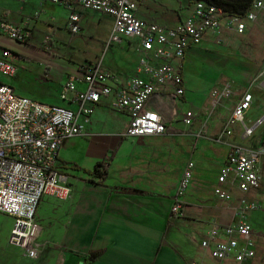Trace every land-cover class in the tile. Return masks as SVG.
Wrapping results in <instances>:
<instances>
[{
    "label": "crops",
    "instance_id": "1",
    "mask_svg": "<svg viewBox=\"0 0 264 264\" xmlns=\"http://www.w3.org/2000/svg\"><path fill=\"white\" fill-rule=\"evenodd\" d=\"M194 3L191 0H151L141 3L136 15L145 21L173 26L191 13ZM0 11L6 21L17 26L23 25L27 17L38 14L39 17L31 29L30 39L23 43L31 41L38 43L39 47L48 53L51 52V47H58L59 42L55 36H51V41L48 42L49 35L45 33L46 28L53 29L52 35H56L60 28L71 33L68 29L71 9L50 1L0 0ZM112 21L114 19L111 15L83 12L79 21L81 30L71 34L73 37L86 38H96L97 35L104 45L112 32ZM263 21L261 19L247 24L257 23L264 26ZM105 24L108 28L104 27ZM101 33L103 34L100 36ZM205 35L217 42L216 35L212 32L208 31ZM205 35L199 43L188 48L183 59L174 61L176 68L184 77L185 94L177 95L173 86L166 84L148 100V107L158 111L166 123L167 130L163 135L126 137L124 132L128 128L130 117L124 112L125 124L118 128L109 124L108 131L112 133L111 142L97 156L90 139L92 136L89 134L90 129L93 128L91 126L93 114L88 123L83 117L79 118L86 135L66 138L59 149L58 166L69 174L71 196L66 200L42 197L37 206L40 234L35 240L40 258L34 260L23 254L28 264H192L193 262L238 264L233 256L226 260H218L208 249H204L201 243L216 225L224 227L236 220L235 208L239 200L245 197L236 187L229 188V183L224 184L223 188L232 190L234 196L232 202L222 201L216 195V188L220 185L219 177L227 162L229 144L259 146L264 141V127L261 128L264 122L249 137H244V127L239 125L231 137L218 140L219 133L236 106L233 100L239 95L240 88L245 86L239 85L238 82L226 84L231 85L234 94L230 102H227L230 99L227 98L220 104L221 108L228 109L227 115L220 113L219 106L214 112H210V105L207 103L209 91L217 83L195 82L197 87L194 94L201 96V103L195 108L188 103L191 87L188 83L190 79L192 81L197 78V73L188 75L184 67L187 59L195 61L200 57L199 52L194 53L193 47L199 49L200 45L208 46ZM34 39L36 41H33ZM11 40L0 32V48H8L16 52L11 47ZM108 49H111L113 54L108 55V52L102 58L97 56V60L75 66L59 65L55 60L38 62L47 78H51L57 86V91L51 96L31 98L28 94L23 95L22 92L19 94L15 89L14 77L5 76L3 82L11 84L18 95L78 111L77 104L63 100L61 97L62 86L75 76L78 78L79 89H85L82 79L86 70L102 59L103 65L112 70L120 84L136 76L149 79L141 70V59L143 56L151 57V54L142 50L138 39L125 38L122 42L109 46ZM234 52L236 51L228 48L221 53L230 60L237 59L240 64L246 62ZM16 54L25 57L24 54L18 52ZM203 59L205 60L206 57ZM154 63L158 65L163 61L157 59ZM210 63L211 60L208 61V64ZM251 64L250 62L249 65ZM218 71L220 74L218 80L231 79V76L226 75L224 68H219ZM238 72L244 77L247 76L242 71L238 70ZM258 77L250 85H246L243 93L238 96L240 101L247 91L252 92L254 101L251 109L260 101L254 91L264 94V86L258 81ZM114 96V93L103 96L95 111L98 107L110 108V112L115 111ZM178 100L185 104L184 107L177 108ZM187 104L190 108L186 107ZM189 110L195 113L191 124L184 121ZM247 117L246 125L252 126L264 117V113H258L248 122ZM110 152H113L114 157L108 167V175L104 183L99 184L97 182L100 179L88 171H94L96 165ZM190 162H194V169L192 179L182 198L183 211L180 215L173 216L171 210L179 182L186 164ZM75 165L80 170L74 169ZM262 167L264 170V161ZM131 189H138L144 193L125 192ZM246 197L258 202L261 207L249 213L257 244L256 256L243 264H264V229L257 231L259 222L255 221L256 216H264V188L251 191ZM18 249L24 252L22 248ZM94 252H100V255L94 261L86 263V257Z\"/></svg>",
    "mask_w": 264,
    "mask_h": 264
},
{
    "label": "built area",
    "instance_id": "2",
    "mask_svg": "<svg viewBox=\"0 0 264 264\" xmlns=\"http://www.w3.org/2000/svg\"><path fill=\"white\" fill-rule=\"evenodd\" d=\"M43 1L71 9L68 24L71 33L81 30L79 21L83 12L111 15L114 27L107 47L125 38L138 39L142 50L150 53L151 57L143 56L141 59V70L149 79L136 76L120 84L112 70L103 65L102 59L86 70L82 79L85 89H79L75 76L66 81L61 97L77 104L78 111L18 95L11 84L0 83V213L15 218L9 237L10 245L22 248L25 256L34 260L40 254L35 240L40 234L36 212L42 197L66 200L71 196L69 174L58 166L59 149L66 138L86 135L79 118L83 117L88 123L101 98L114 93L113 107L130 117L124 132L126 137L163 135L167 130L166 123L158 111L148 107V100L166 84H171L177 95L185 94V80L174 61L183 59L188 48L199 43L208 31L216 35L217 42H223L222 20H226L229 30L241 35L247 31V22L264 20V0H254L245 18L225 17L222 8L207 1H196L191 13L173 26L138 18V6L151 0ZM38 17V14L27 17L23 25L17 26L6 21L0 13V32L17 42H27ZM47 40L50 42L51 38L47 36ZM11 56L10 49L0 48V73L9 78L16 77L19 72ZM157 59L163 63L155 64ZM258 81L264 86V69ZM232 93L231 85L222 86L215 92L219 100L229 98ZM253 101L252 92L247 91L224 124L219 141L231 137L239 125L244 127V137H249L263 124L264 117L255 125H246ZM194 115L193 111H187L185 123L191 124ZM229 145L216 195L222 201L232 202V190L223 188L224 184L229 183V188L236 187L245 197L239 200L235 208L236 220L224 227L216 225L201 245L218 260L233 256L236 263L243 264L256 256L257 244L249 213L261 206L246 195L264 188V142L256 147L237 143ZM193 163H187L184 168L171 210L173 216L183 211L182 198L193 176Z\"/></svg>",
    "mask_w": 264,
    "mask_h": 264
},
{
    "label": "rangeland",
    "instance_id": "3",
    "mask_svg": "<svg viewBox=\"0 0 264 264\" xmlns=\"http://www.w3.org/2000/svg\"><path fill=\"white\" fill-rule=\"evenodd\" d=\"M111 26L112 28L114 27V21H112ZM221 26V37L223 42H216L212 37L205 35V38L208 40V46L200 45L199 49L193 47L194 53L197 54L199 52L200 57L195 61L187 59L184 69L185 73L188 75L197 73V78L194 80L192 79V81L190 79L188 83V85L191 86L187 99L188 103L191 104L193 108L200 106L202 98L198 94H194L197 87V83L195 82L217 83L209 91V100H207V103L210 105V112H214L219 106L220 113L222 115H227L229 113L228 109H223L221 108L222 105H220L224 102V100H219L215 92L218 88L225 86L226 84L238 82L239 85H245L240 88V93L238 95L240 97L246 85H250V83L258 77L259 73L262 72L264 69V26L257 23H248L246 25L248 30L244 35L229 30L227 28L226 20H222ZM104 27L108 28L107 24H105ZM46 29L47 30L45 31L47 32L45 33H47L49 37L55 36L56 40L59 42L58 47H51L50 53L40 48L38 43L36 44L32 41L29 43H20L16 40H11V47L15 49L16 52L25 55V57H23L16 54V52H12L11 56L12 62L19 70L18 75L13 78L15 89L19 94L22 92L24 93L23 95L28 94L31 98H37L51 96V94L57 91V86H55L51 78H47L43 67H41L38 63L42 60L45 62L55 60V63L59 65L64 64V66H75L77 64H83L87 61L97 60V56L102 58L108 52V55L113 54L112 50L107 47L108 40L106 44L102 45L99 41L100 38H98L97 35L96 38H86L81 36L73 37V35L67 32L64 28H60L56 35H52L53 29ZM102 34L103 33H101L100 36ZM33 41H36V39ZM228 48L236 51L234 53L239 54V56H241L240 58L246 62H241L240 64L237 59L236 61L234 59L230 60L225 58L221 52L222 50L225 51V49ZM205 57L206 59L204 60L203 58ZM209 60H211L212 63L208 64ZM250 62L252 63L251 65H249ZM248 66L249 68H247ZM219 68H224L226 75H228V77L231 76V79L223 80V78H220L218 80V77L220 76L218 71ZM238 70L240 72H244L245 74H243H247V76L244 77L243 75H240ZM4 79L5 76L0 73V83L3 82ZM220 83H223L224 85H221ZM254 92L258 95L260 101H258L257 105H254L248 112L247 122L251 117H255L258 113H264V94L258 91ZM233 96L234 94L229 97L230 99L227 102H230ZM238 96L235 100H233L234 105L239 101ZM177 102V108L184 107L185 104L182 101L178 100ZM189 104L186 105L187 108H190ZM123 113V111H119L117 109L110 112V108L106 109L104 107L103 109L98 107L96 111L93 112L91 122V126L93 128L90 129L89 134L92 136L90 139L93 142V148L96 150L97 156H99L107 144H110L111 142L112 133L108 131L109 124L115 126L116 128L125 124V115ZM263 127L264 125L261 128ZM255 219L256 223L259 222V224L257 223L258 228L256 230L258 231L259 229H264V216H256ZM14 221L15 218L11 217V215L0 213V264L29 263L23 255L26 254V252L24 250V252H22L20 249L11 246L9 243V237L11 236ZM36 221L37 223L39 222L37 212ZM39 258L40 256L38 259Z\"/></svg>",
    "mask_w": 264,
    "mask_h": 264
},
{
    "label": "trees",
    "instance_id": "4",
    "mask_svg": "<svg viewBox=\"0 0 264 264\" xmlns=\"http://www.w3.org/2000/svg\"><path fill=\"white\" fill-rule=\"evenodd\" d=\"M191 1H207L210 2V4L216 5L224 10V16H238L241 18H245L247 16V13L249 9L251 8V5H253L254 0H191ZM8 49V48H7ZM113 152H110V154L107 155V157L99 162L94 171H88L90 174H92L95 177H98L100 180L99 184L104 183L105 177L108 175V167L113 160ZM68 167V166H64ZM74 169L80 170L78 166H73ZM125 192L129 193H140L143 194L144 192L138 190V189H131V190H125ZM100 255V252H94L89 253V255L86 257V263L94 261L98 256Z\"/></svg>",
    "mask_w": 264,
    "mask_h": 264
}]
</instances>
